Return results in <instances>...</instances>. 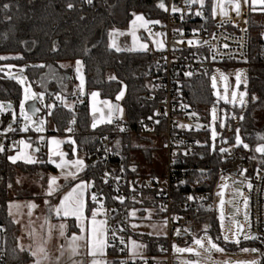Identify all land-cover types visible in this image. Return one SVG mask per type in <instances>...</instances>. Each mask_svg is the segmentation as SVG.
<instances>
[{
	"label": "trees",
	"instance_id": "obj_1",
	"mask_svg": "<svg viewBox=\"0 0 264 264\" xmlns=\"http://www.w3.org/2000/svg\"><path fill=\"white\" fill-rule=\"evenodd\" d=\"M160 2L161 0H92L89 4L87 0H0V57H4L0 59V68L9 63L24 64L27 80L35 85L47 69L53 68L58 74L62 73L63 63L77 59L83 61L84 92L77 97L73 106L74 111L60 102H54L51 115H47L49 125L47 133L73 137L76 151L83 155L87 164L79 178L92 182L94 189L101 190L102 200L98 202L104 208L113 210L109 221L120 224L129 236L133 235L141 240L144 256L154 257L157 264H165L161 260L164 255L161 247L166 243V236L134 232L128 223L130 209H136L142 216L147 208H151L153 216L157 219L165 215L164 212L152 208V202L148 199L158 197L164 190L162 182L167 173L166 161L160 173L143 174L132 160V154L136 151L146 150L145 154L150 155L155 149L154 138L160 139L165 152L164 137L139 134L143 128L142 122L155 123L154 110L157 100L162 95L153 91L150 80V70L158 52L152 49L118 52L109 46V31L114 28H126L133 13H141L149 20L164 19L163 10L158 6ZM69 3L73 5L72 8L67 6ZM5 4L8 5L7 8L4 7ZM188 26L195 29L203 27L210 29L211 23L208 18L195 19L193 24ZM263 36L264 11L260 13L257 21L250 11L246 62L248 102L242 115L243 119L240 118L242 109H230L229 105H226L228 110L234 113L226 118L225 126L226 129L230 126V130L221 132L213 141L210 139L209 129L205 132L187 134V138L196 140L198 145L189 155L176 153L171 163L169 175L171 214L183 215L187 220H193L194 224L208 219V232L222 244L224 242L221 240L220 226L213 207L205 206L201 198L204 195L203 200L212 203L213 191L220 168L223 166L222 148L235 144L236 128L240 130L243 140L248 142L250 151L260 143L253 133L264 129V121L258 115L259 111L264 110V60L261 58ZM218 63L238 64L235 61ZM211 68L212 65L199 76L184 78L181 86L183 100L205 123H208V108L215 103L209 83ZM68 72L71 73L72 70ZM49 85L55 87L56 80ZM56 90L47 91L46 98H52ZM93 91H98L101 99L118 103L122 110L120 128L109 126L107 123L91 126L88 96ZM121 91L123 96L118 100L116 96ZM152 91L155 98L150 100L145 96ZM20 98L21 85L13 77L6 76L0 71V101L11 104L14 114ZM219 105L222 106L223 103ZM234 115L238 119L237 124L234 123ZM17 126L18 121L11 123V128L15 130L10 132L19 137L21 132ZM69 128L72 130L68 131ZM121 128L127 132L122 131L114 137L111 149L124 162L125 189L138 193L141 197L138 201L123 203L114 197L112 190L101 184L100 173L107 163L89 160V154L98 150L100 146L99 135L107 130L118 131ZM162 128H164L162 121L156 124V129ZM29 139L32 140V145L38 146L37 155L41 160L37 163L19 161L12 163L9 160L10 139L6 138L0 143L4 148V151L0 152V264H29L33 260L28 251H21L18 247L19 229L9 215L7 205L11 199L45 197L41 187L45 184L46 176L55 171V168L45 160L44 145L33 137ZM143 141L149 146L146 148L140 146L139 143ZM64 146L67 155L71 157V145L65 143ZM236 149L245 151L242 145ZM96 203L88 200L87 212ZM194 228L190 226L185 229L179 234L178 239L183 243L189 242L190 236L186 232ZM253 242L250 240V243ZM224 246L232 251L237 249L233 243H226ZM116 253L117 251L108 244V256H115ZM112 263L118 264V261Z\"/></svg>",
	"mask_w": 264,
	"mask_h": 264
},
{
	"label": "built area",
	"instance_id": "obj_2",
	"mask_svg": "<svg viewBox=\"0 0 264 264\" xmlns=\"http://www.w3.org/2000/svg\"><path fill=\"white\" fill-rule=\"evenodd\" d=\"M167 10L163 9L164 19H154L159 21L155 23L154 31L162 34V46L154 49L158 54L155 56L153 65L150 70V80L154 92L161 93L157 100L154 114L155 123L142 122L141 135L162 136L164 137L165 161H166V178L162 182L164 190L158 197L151 200V207L165 213L161 218L162 225L166 228V243L161 247L164 252L161 260L165 264H173L171 254V234L175 229L182 233L185 229L194 224L193 220H187L183 215H172L170 211V190L169 175L171 163L174 155L181 152L183 155L192 153L195 146L198 145L196 140L188 139L187 134L205 132L209 128L205 122L190 109V106L182 98V83L184 78L199 76L205 73L212 62L219 61H237L247 62L249 46V12L250 5L243 3L241 0L240 14L237 15L231 4L224 2L223 7L227 15H222L220 8H216L217 14L212 15V9L217 4V0H204L203 5L199 2L190 6L185 0H164ZM180 11L172 12V7ZM197 11L202 15L197 16ZM209 19L211 28L203 27L195 29L188 26L193 24L194 20ZM183 41V43H180ZM188 41H193L190 45ZM261 58L264 60V47ZM191 73V75H186ZM153 91L146 94V98L153 100L155 98ZM186 106V107H185ZM74 111V107L71 108ZM13 116V109L7 108L0 115L1 127L4 128L9 124V119ZM111 119V122H108ZM107 124L120 128V117L113 115L109 117ZM161 122L164 128L156 129V124ZM122 132L104 131L99 135L100 146L98 150L89 154V160L92 162L107 163L100 173V181L103 187L114 192V197H122L123 201H138L141 199L138 193L125 189L126 178L123 169L124 162L119 155L111 149V141L116 135ZM127 132V131H123ZM133 134V133H132ZM59 135L60 134H56ZM15 136L11 132L2 134L0 139ZM16 137V136H15ZM236 145H230L222 148L221 162L223 166L220 173L229 174L232 177L239 178L241 174L246 173L250 176L248 181H244V191L248 195V211L250 216V233L256 239H250L259 245L261 251H264V158L262 162H253L246 151H238ZM118 162V164H117ZM116 163V164H115ZM246 170V171H245ZM107 174V175H106ZM118 178V179H117ZM219 178V176H218ZM107 181V182H105ZM251 185V187H249ZM102 200L100 189H91ZM205 206L212 205L207 200ZM119 200V199H118ZM107 211V237L109 247L117 251L115 256L109 257L111 263L118 261V264H157L154 257L128 256V238L126 230L118 223L109 221L113 215L111 208ZM244 229V227H243ZM115 233V236H113ZM246 234L242 230V235ZM123 241V243L121 242ZM260 264H264V255L260 259Z\"/></svg>",
	"mask_w": 264,
	"mask_h": 264
},
{
	"label": "rangeland",
	"instance_id": "obj_3",
	"mask_svg": "<svg viewBox=\"0 0 264 264\" xmlns=\"http://www.w3.org/2000/svg\"><path fill=\"white\" fill-rule=\"evenodd\" d=\"M251 3L254 4V9L252 12L253 18L257 21L258 18H260L261 13V10L259 8L264 7V4L260 3V0H251ZM117 29L119 28H114L111 30L117 32ZM115 34L118 35V32ZM115 34L114 32H112L113 36H115ZM136 37L142 42L149 43V45H152L153 47H159L161 45L160 40H158L156 34L148 33L146 34L145 38H143L139 33H137ZM25 69L26 66L24 64L15 63H9L0 68V71L3 74L9 77H13L14 80L21 85V98L18 102V108L16 110L14 109L15 115L13 114L10 123H15L16 121H18L17 128L21 132L19 138L31 143L32 140H30L29 138L33 137L34 140L42 143L43 137H39L38 134L48 135L47 128H49V125L47 115L53 108H49L47 106H54V102L58 99V97L60 100V95H55L53 100H47L46 87L38 88L35 85L31 84L27 80ZM237 75H239L240 77L239 84H237ZM213 78H215V87H213ZM247 79L248 77L246 62H238V64L225 63L224 65L219 64L217 61L212 62V68L209 72V83L215 103L211 104L208 108L209 118L208 123H206L209 128L210 139L212 141L221 132L230 130V126H228V128L226 129V118L232 116L234 113L231 110H228L226 105H229L230 109H242V117L248 102ZM20 81H23V83H21ZM26 88L28 89L29 97H31L33 93L36 94V97L30 98L25 101L24 96ZM233 93H235V97H233ZM242 93H245V95L241 96ZM241 100H243V104L241 103ZM30 101H37L41 106L42 112H46V114H39L37 118L32 117L26 110V105ZM22 102L25 105L24 111L29 117H31L30 120H25L24 116L21 114L20 105ZM92 103L95 104V102L93 101ZM220 103H223V105L220 106ZM0 104L8 105L2 101H0ZM98 104L99 108L101 107L100 109H102V114L105 115L108 112L105 108V104L102 103V101H99ZM65 105L68 106L67 108H69L73 105V102L68 101L65 103ZM118 108H120V106ZM6 110L7 108H5L3 111H0V115ZM121 114L122 111H117L116 113H114V115H117L119 117H121ZM258 115L264 121V110L259 111ZM41 121L44 122V126L42 127L43 130L37 131L36 129L38 128V123ZM234 123H238V119L236 116L234 117ZM8 125L3 130V132L6 130L9 131ZM25 125L28 126V130L22 131L21 129L24 128ZM237 129L238 128L235 129L234 133V145L239 146L236 143V136L239 135L242 141V144L240 145H248V147H244V149L250 159L253 162H262L263 158L258 156L254 152V150L250 151L248 142L243 140L240 130L237 133ZM213 132L216 133L215 137H213ZM253 134L257 142H264V140L260 139V137H264V129L254 132ZM153 140L155 149L150 152V155L147 156V154H145L146 150L145 152L136 151L132 154L133 162L139 166L140 172L143 174H150L151 172L160 173L164 166L165 152L161 147V141L158 138H154ZM139 145L145 148L149 146V144L145 141L140 142ZM31 152L33 153L32 148ZM249 179L250 176H248L246 173L241 174L239 178L232 177L229 174L225 175L223 173H220L213 191V210L216 218L218 219L221 232V240L224 243L222 244L218 240H215L208 232V219L204 220L202 223L193 224L192 226L195 227L193 230H187L186 233L188 236H190L189 242L183 243L181 240H179V233L174 229L171 234V254L173 260H175L177 264H260V259L263 257L264 251H261L258 244L254 242L250 243V239H245L246 236L251 237L250 216L248 211V195L244 191V181H248ZM245 201H247V203H245ZM133 211H135V216L131 215ZM128 215V223L132 231H141L142 233H148L155 236H166V228L162 225L161 219H157L153 216V209L147 208L142 216L138 214L136 209H130ZM238 224H241L244 227L243 232L246 234V236L238 235ZM133 225H135V227H133ZM225 236L228 237V240L224 239ZM186 238L187 237L185 236V239ZM197 239L201 241V245H197L195 243V240ZM209 239L212 241V243L217 245V248H213L211 246V244L209 243ZM236 240H239V243H236ZM133 242H135V244L137 245H140L141 247L134 249ZM226 243H233L237 247V249L233 251L227 249L224 246ZM185 249H192L193 251H184ZM245 249H248V251H245ZM252 249H255L256 251H252ZM128 256H144L142 241L135 238L133 235H130L128 238Z\"/></svg>",
	"mask_w": 264,
	"mask_h": 264
},
{
	"label": "crops",
	"instance_id": "obj_4",
	"mask_svg": "<svg viewBox=\"0 0 264 264\" xmlns=\"http://www.w3.org/2000/svg\"><path fill=\"white\" fill-rule=\"evenodd\" d=\"M249 5L251 11L253 12L254 4L251 3V0H249ZM259 9L261 10V12L264 11V7H260ZM136 16H143L144 21H148V23L145 24L144 21L136 20ZM133 21H135V25L133 24ZM154 25V20L147 19L141 13H133L132 18L129 21L127 27L124 29H117L118 35L115 34L117 33L116 31H109V46L111 49L118 52L145 51L141 50V45H147V50L159 49L163 41L160 35H157L160 33L154 31ZM112 32H114L115 36L112 35ZM133 33L135 35V38L133 36ZM137 33H139L143 38H145L146 34L148 33L156 34L158 40H160L161 45L159 47H153L152 45H149V43L142 42L136 37ZM113 44L115 46H113ZM77 61L81 62V68L79 73L76 71ZM61 68L62 73L60 72L58 74L55 73L53 68L47 69L42 75V77L38 80L37 84H35V86L38 88L46 87L47 91L49 92H53L58 88V90H56V93L49 100H53L54 96L59 94L60 100L57 99L55 102H60L65 107H68L65 105V103L68 101H72L73 105L69 107L72 108L75 104L76 98L78 96H81V94H83L84 92L83 61L81 59H77L72 62H65L61 65ZM70 69L72 70L71 73L68 72V70ZM81 77L83 78L82 86ZM53 80H56V88L49 85ZM92 93H97L98 95L93 97ZM120 93L117 96H119ZM92 101L95 102V104H93ZM99 101H102V103L105 104V108L108 111L105 115L102 114V109H100L101 107L99 108ZM88 102L92 127L94 123L96 126L106 123L109 117L114 115V113L112 112L111 101H109L108 99H101L99 97L98 91H93L89 94ZM37 105L41 110V106L38 102ZM119 109L121 110V108ZM11 118L9 119V123ZM8 126H11V123ZM5 128L6 126L2 128L0 124V132L2 134L10 133V131L7 130L4 131V133L3 130ZM38 136L43 137V142L41 144L44 145L43 152L45 160L49 165L55 168V171L50 172L46 176L45 184L43 187H41V190L45 194V197L37 199H11L8 202V213L19 229V236L17 241L18 247L20 249L23 248L30 254L32 251H35L38 248L42 247L44 249V253L41 256H32L33 260L29 264H35V261L37 259H41L42 264H94V261L96 262V264H108V244L106 247L103 248L102 251H97L90 248L88 243L90 237L89 229L91 228L92 212H97V216L95 218L97 223L101 221L106 222V228L108 218L106 208H104L100 204V202H98V198L96 200V205L91 207L90 210L87 212L88 200H90L91 202L95 201L92 200V195L94 194L91 191V189H93L92 182L79 178L81 172L85 169L87 165L85 158L82 154L76 151L75 143H71V141H74L71 135L59 136L56 134H38ZM7 138L10 139L9 149L11 150V152L9 157L24 155L30 156L38 162L41 160L37 154L31 152V143L15 136H10ZM5 139L6 138H1L0 143ZM21 140L25 141L26 144H29L30 147L26 148L23 144H19L18 142ZM54 140L61 141V143H52V141ZM65 143L71 145V157L67 155V150L64 146ZM53 153H64L65 155L61 157L59 155H54ZM50 159L56 161V163H61L62 161H66L67 163L64 169H61L56 166V163L49 162ZM76 160L83 161V168L78 172V175L75 179L70 178L66 180L64 174L76 171V168L73 165V162ZM18 161L24 162L23 159H18L17 162ZM51 177H56V182L61 187L58 191H55L52 195L49 196L46 193L49 187V180ZM81 182H84L88 185V187L84 191V209L81 218L77 220L75 216H57L55 212L52 211V209L59 206L63 196L66 195L69 191H71L73 187H75ZM61 224L65 225L63 234H61V230L59 228V225ZM81 228H83L84 230L82 231ZM73 235L80 237L77 242L78 250L76 253H73L71 248V238ZM93 251L96 252L95 255L91 254ZM44 257H46V259ZM173 264H177V262L173 260Z\"/></svg>",
	"mask_w": 264,
	"mask_h": 264
},
{
	"label": "snow or ice",
	"instance_id": "obj_5",
	"mask_svg": "<svg viewBox=\"0 0 264 264\" xmlns=\"http://www.w3.org/2000/svg\"><path fill=\"white\" fill-rule=\"evenodd\" d=\"M196 2H199L201 5H203L204 3V0H185V3L187 5H191L193 3H196ZM224 2L228 3V4H231L233 7H234V10L236 11L237 15L240 14V8H241V0H217V4L216 6L213 7L212 9V15L215 16L217 14L216 12V8H220V12L222 15H227V12L224 10V7H223V4ZM87 3L91 4L92 3V0H87ZM243 3L247 4L248 3V0H243ZM260 3L264 4V0H260ZM69 8H72L73 5L71 3H69L67 5ZM160 8L164 9V10H167L165 4L162 2L159 3L158 5ZM5 8L8 7L7 4L4 5ZM172 12H177V11H180V9L176 8L175 6L172 7L171 9ZM197 16H200L202 15V12L200 11H197L195 13ZM136 20H139V21H144V18L143 16H136ZM145 24L148 23V21H144ZM154 23H159V21H155ZM133 24L135 25V21H133ZM157 35H162V34H157ZM133 36L135 38V35L133 33ZM180 43H183V41H180ZM193 41H188V44H192ZM113 46H115L113 44ZM162 46V45H161ZM119 50V49H118ZM141 50H147V45H141ZM0 59H4V57H0ZM80 68H81V62L80 61H77L76 62V71L79 73L80 72ZM186 75H191V73H186ZM226 79V77H225ZM237 79V84H239L240 82V77L239 75H237L236 77ZM21 83H23V81H20ZM83 85V78L81 77V86ZM213 87H215V78H213ZM98 94L97 93H92V96L95 97L97 96ZM245 95V93H242L241 96ZM123 96V92L120 93L119 96H117V99L119 100L121 97ZM36 97V94L33 93L31 97H29L28 95V89L26 88L25 89V96H24V100L27 101L28 99L30 98H35ZM233 97H235V93H233ZM42 98V97H41ZM59 99V97H58ZM255 99V97H254ZM241 103L243 104V100H241ZM11 106L10 105H3V104H0V111H3L5 108H10ZM49 108L51 107H54V106H47ZM117 111H122L118 108V106H113ZM186 107V106H185ZM24 108H25V105L24 103L22 102L21 105H20V111H21V114L24 116L25 120H30L31 117H29L27 115V113L24 111ZM33 113H35L36 111H39V109H35L33 108ZM49 115H51V112L48 113ZM15 115V114H14ZM151 119V118H150ZM241 119H243V117H241ZM75 121L73 120L72 123H74ZM108 122H111V119H109ZM43 121L40 122L41 125H43ZM158 123V121H157ZM95 123L93 124V127H95ZM9 131H14L15 129H12L11 126H9ZM22 131H27L28 130V126L25 125L24 128L21 129ZM37 131H42L43 128L42 127H38L36 129ZM72 129L69 128L68 131H71ZM121 131H124L123 128L120 129ZM239 132V129H237V133ZM216 133L213 132V137H215ZM260 139L264 140V137H260ZM19 144H23L26 148L27 147H30L29 144H26L25 141L21 140L18 142ZM52 143H55V144H59L61 143V141H52ZM71 143H75L74 141H71ZM236 143L237 145H240L242 144V141L239 137V135L236 136ZM243 147L247 148L248 145L247 144H243ZM257 152H260V153H264V145L262 146H259L255 149ZM4 151V148L2 145H0V152ZM38 151V149H37ZM54 155H59L61 157H63L65 154L64 153H53ZM18 159H23L24 162L26 163H29V164H32V163H37L38 161L33 159L32 157L30 156H24V155H17V156H10L9 157V160L12 162V163H16ZM49 162L51 163H56V161L54 160H49ZM66 161H62L61 163H56V166L61 168V169H64L65 165H66ZM73 165L74 167L76 168V171L75 172H68L65 175V179H75L76 176L78 175V172L80 170H82L83 168V161L82 160H76L73 162ZM135 170V169H133ZM246 171V170H245ZM107 175V174H106ZM118 179V178H117ZM107 182V181H105ZM61 186L57 184L56 182V177H51L50 180H49V187H48V190H47V195H52L55 191H58L59 188ZM88 187L87 184H85L84 182H81L79 184H77L75 187H73L71 189V191H69L66 195L63 196L62 200L60 201V204L59 206H57L56 208L52 209V211L55 212V214L57 216H63V217H68V216H75L77 220H79L81 218V215H82V212H83V209H84V191L85 189ZM249 187H251V185H249ZM117 199L120 200L121 203H123V198L122 197H117ZM189 199H191V197H189ZM92 200L93 201H96L97 200V196L95 194L92 195ZM245 203H247V201H245ZM132 216H135V211H133L131 213ZM96 216H97V212L96 211H93L92 212V219H91V228L89 229V232H90V237H89V246L90 248L94 249V250H97V251H102L104 247L107 246L108 244V241H107V228H106V222L105 221H101L99 223H97L96 221ZM133 227H135V225H133ZM59 228L61 230V234H63V230L65 228V225L64 224H61L59 225ZM81 230L83 231L84 229L81 228ZM242 230V228H241ZM113 236H115V233H113ZM80 239V237L76 236V235H73L72 238H71V248H72V251L73 253H76L77 250H78V240ZM225 240H228V237L225 236L224 237ZM245 239H256V237L254 236H251V237H248L246 236ZM123 243V241H121ZM236 243H239V240H236L235 241ZM195 243L197 245H201V241L199 239L195 240ZM209 243L211 244V246L213 248H217V245L212 243V241L209 239ZM138 247H141L140 245H137L135 244V242H133V248H138ZM217 250H222V249H217ZM21 251H24L23 248H21ZM184 251H193L192 249H185ZM245 251H248V249H245ZM252 251H256L255 249H252ZM44 253V249L41 247V248H38L37 250L35 251H32L31 252V255L32 256H41L42 254ZM92 255H95L96 252L93 251L91 253ZM46 259V257H44ZM35 264H42V260L41 259H37L35 261ZM94 264H96V262L94 261Z\"/></svg>",
	"mask_w": 264,
	"mask_h": 264
},
{
	"label": "water",
	"instance_id": "obj_6",
	"mask_svg": "<svg viewBox=\"0 0 264 264\" xmlns=\"http://www.w3.org/2000/svg\"><path fill=\"white\" fill-rule=\"evenodd\" d=\"M162 2L164 3V1H162ZM162 10H163V9H162ZM8 105L11 106V104H8ZM111 106H112V112H113V113H116L117 110H116L113 106H118V103H117L116 101H113V102H111ZM33 108H35V109H39V111H36L35 113H33V111H32ZM26 110H27V112H28L32 117H34V118H37V116H38L39 114H41V112H42V111L40 110V108L38 107L36 101L29 102V103L26 105ZM38 127H43V125H41L40 122H39V123H38ZM262 145H264V142L257 143V144L254 146L253 150H254V152H255L258 156L264 158V153H260V152H257V151L255 150L257 147L262 146ZM37 149H38V146H37V145H33V146H32V151H33V153L37 154L38 151H39V149H38V151H37ZM241 228H242V230H243V226H242L241 224H238V235H239V236L242 235V230H241ZM252 240H253V239H252Z\"/></svg>",
	"mask_w": 264,
	"mask_h": 264
}]
</instances>
